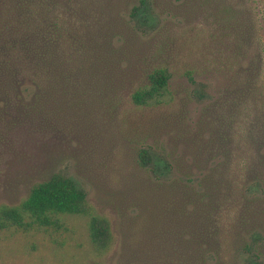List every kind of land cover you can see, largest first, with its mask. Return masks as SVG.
Here are the masks:
<instances>
[{
    "label": "rangeland",
    "instance_id": "rangeland-1",
    "mask_svg": "<svg viewBox=\"0 0 264 264\" xmlns=\"http://www.w3.org/2000/svg\"><path fill=\"white\" fill-rule=\"evenodd\" d=\"M134 3L118 0L114 9L118 22L129 27L116 30L121 53L119 69L107 78L111 88L103 78L102 85L83 88L78 101L54 105L48 116L11 131L9 146L0 147V205L19 203L31 186L61 173L85 193L93 213L109 222L110 248L93 250L88 217L63 216L59 231H0V264H151L157 254L153 228L168 231L173 210L181 213L172 186L189 180L199 186L213 169L217 181L205 187L220 194L205 198L196 220L205 227L217 222V263L264 264V145L248 136L251 123L260 126L264 85L253 99L236 97L242 78L237 62L255 56L264 43L263 6L240 3L243 17L251 9L256 32L238 56L235 31L215 22L205 0H148V26L130 16ZM161 66L171 74V100L135 107L131 92ZM227 119L231 129L224 126ZM140 147L151 152L154 174L138 167ZM241 235L248 242L260 236L259 251L239 252ZM139 248L150 257L133 256Z\"/></svg>",
    "mask_w": 264,
    "mask_h": 264
},
{
    "label": "trees",
    "instance_id": "trees-1",
    "mask_svg": "<svg viewBox=\"0 0 264 264\" xmlns=\"http://www.w3.org/2000/svg\"><path fill=\"white\" fill-rule=\"evenodd\" d=\"M117 1L0 0V147L9 146L11 131L23 124H32L40 116H48L54 105L78 101L83 88L102 85V78L110 87L107 78H113V71L119 69L121 53L116 30L118 25L129 27L126 23H119L118 15L114 14ZM253 1L261 2L263 6L259 22L264 27V0H205L215 10V22L235 31L233 44L238 56L242 46L249 45L256 32L251 9L248 7V17L245 18L246 11H239L238 7L240 3L251 4ZM147 5L148 0H135L129 14L148 26ZM261 44L255 56L244 63L237 62L242 73L237 98L253 99L259 84L264 85V43ZM190 74L187 72L185 76L193 82ZM170 79L167 67L154 68L146 75V81L131 92V103L135 107L146 108L169 102L172 95ZM109 80L116 85L112 79ZM258 115L259 121L257 118L255 122L260 126L257 128L251 123L248 136L261 147L264 145V107ZM230 122L227 119L224 123L227 129L232 127ZM136 157L140 169L151 174L156 172L148 148L140 147ZM218 175V169H213L199 186L191 180L172 186L180 194L181 213L176 208L173 210L168 231L161 227L153 228L152 241L157 242V254L153 255L151 264L220 263H217L221 251L217 222L214 227H205L200 219L196 220L201 216L200 211L204 213L205 198L212 199L220 194L217 187H205ZM253 179L261 182L257 177ZM216 212L219 213V206ZM63 216L88 217V236L93 250L103 253L110 248L113 236L109 222L93 213L85 193L61 173L31 186L19 203L0 205V231H59L63 226ZM165 239L168 246L163 245ZM240 239L239 252L259 251L260 236H254L251 242L244 236ZM132 255L150 257L143 248Z\"/></svg>",
    "mask_w": 264,
    "mask_h": 264
}]
</instances>
